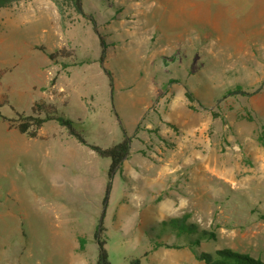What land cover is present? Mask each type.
Returning a JSON list of instances; mask_svg holds the SVG:
<instances>
[{
	"label": "rangeland",
	"instance_id": "obj_1",
	"mask_svg": "<svg viewBox=\"0 0 264 264\" xmlns=\"http://www.w3.org/2000/svg\"><path fill=\"white\" fill-rule=\"evenodd\" d=\"M81 3L0 7V264H95L98 221L111 264H205L163 227L183 215L215 235L198 252L264 261V0ZM235 85L257 91L225 96ZM36 104L101 147L125 131L128 155L108 178L58 123L30 137L6 120Z\"/></svg>",
	"mask_w": 264,
	"mask_h": 264
},
{
	"label": "trees",
	"instance_id": "obj_2",
	"mask_svg": "<svg viewBox=\"0 0 264 264\" xmlns=\"http://www.w3.org/2000/svg\"><path fill=\"white\" fill-rule=\"evenodd\" d=\"M13 0H0V7L6 6ZM73 7L75 11L85 15L83 9H82V3L81 0H72ZM94 31L96 32L99 44H100V55H99V62L101 63L103 61V56L106 49L105 39L104 36L98 32L95 22L93 19H91ZM61 53L60 50H56L53 52L47 53V56L50 59H54L57 55ZM106 71V70H105ZM107 74L110 75L108 71H106ZM110 84L111 79H110ZM257 89L253 92H248L244 90L240 85H235L229 89H227L224 92L225 96H233V95H250L254 92H256ZM186 97L189 100H192V93L189 91H186ZM44 109V105L42 104H36V113L29 114V115H17L18 117H12V118H6V120L10 121V124L14 126V128L23 134H27L30 137H35L36 132L38 128H40L44 123L48 121H54L58 123L60 126L64 127L69 135L74 137L79 143L88 146L91 150H93L97 156L101 158H107L110 160L107 176L108 178L111 177L112 173L115 169H117L122 160L128 155L129 152V143L130 138L127 136L125 131L123 132V137L121 140H119L116 143H113L106 147H101L99 145L89 143L84 135L82 134L81 130L76 127V122L66 117L62 114H59L55 108L48 109L47 106ZM43 109L45 110L43 115H41V112H43ZM33 110V108H32ZM4 115L0 112V119H4ZM259 141L264 145V129L261 130L259 136ZM109 182L106 184L105 188V194L103 196V206H106V199H107V193L109 190ZM186 215H183L181 217H172L168 220L162 221L163 227L165 230L172 229L175 234L179 235H185L186 243L185 245L188 246L191 251L193 252L195 258L198 260L203 261L205 264H264V261H262L258 257H254L248 252H239L236 250H233L231 248H220L215 249L213 252L210 251H197L195 249V246H197L201 239H213L215 238V235L213 232H209L205 229H199L197 230V226L194 223H186L185 219ZM103 231V225L102 221H98L96 224V227L93 232V237L95 239V242L97 244V254H96V261L95 264H111L108 258V252L105 248V240L101 238V233ZM195 233V238L191 237L190 234ZM83 239L80 238V248L83 246ZM161 245H164V243H159ZM157 245V244H156ZM167 247H174L179 248L178 244H172V245H166ZM155 247V246H154ZM148 252H145L143 256H146ZM129 264H140V258L135 257L130 260Z\"/></svg>",
	"mask_w": 264,
	"mask_h": 264
},
{
	"label": "crops",
	"instance_id": "obj_3",
	"mask_svg": "<svg viewBox=\"0 0 264 264\" xmlns=\"http://www.w3.org/2000/svg\"><path fill=\"white\" fill-rule=\"evenodd\" d=\"M143 257H147V256H143Z\"/></svg>",
	"mask_w": 264,
	"mask_h": 264
}]
</instances>
